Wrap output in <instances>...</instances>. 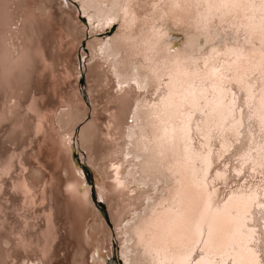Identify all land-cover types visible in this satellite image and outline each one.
Masks as SVG:
<instances>
[{
	"label": "bare ground",
	"instance_id": "6f19581e",
	"mask_svg": "<svg viewBox=\"0 0 264 264\" xmlns=\"http://www.w3.org/2000/svg\"><path fill=\"white\" fill-rule=\"evenodd\" d=\"M24 1L0 0V97L4 95L7 103L17 90L27 92L30 89L29 77L37 69V63L48 61L38 38L52 25L54 15L65 25L66 35H63L69 37L74 46L81 42L77 35L87 34L86 18L81 20L75 15L76 6L71 4L67 10H58L59 0H41L38 3L45 5L41 15L36 14L37 8L20 9ZM96 2L107 5L106 11L119 19L111 42L113 51L122 54L119 61L122 72L131 75L134 67L139 65L141 81L148 77L147 93L132 85L123 91H113V99L103 90L114 86L116 81L107 74L106 64H94L92 82L95 85L90 92L100 93V98L112 99L105 109L109 112L105 118L108 130L97 124L98 116L94 117L83 128L81 145L88 152L85 167L91 175V168L94 169L101 198L99 175L112 179L107 188L112 194L108 212L114 229L111 230L97 212L93 188L81 191L85 176H81L75 166L83 169L84 165L75 162L73 166L70 162L72 152L68 143L75 135L76 124L85 116V109L76 106L81 99L73 93L68 99L55 103L53 117L42 112L41 104L32 99L28 109L37 115L35 129L39 134H47V123L53 122L58 108L68 106L74 113L62 112L54 121L58 126L51 125L59 140L52 134L51 139L66 153L60 155H65L67 168L63 160L58 159L59 169L66 175L64 178L57 172L52 177L55 182L48 180L43 192L34 191L36 185L28 181L27 174L21 176L22 182L12 176L13 169L25 173L28 166L24 158L17 161L19 167L13 159L14 154L0 164L4 166L1 171L5 175L12 174V186L24 201L26 212L30 209H35V213L51 210L41 220L47 227L42 236L39 232L36 236L29 231L39 224L29 222V215L21 214L26 219V227L18 233L19 244L26 252L32 249L37 253L38 250L47 258V264L54 262L59 248V225L53 205L59 206L58 193L61 194L64 188L68 198L62 206L71 216L70 234L79 238L81 259H78L81 263L77 261L80 264H106L98 253L111 258L113 240L117 243L122 264H264V251L252 240L251 220L247 215L253 207L248 199L252 193L264 199V184L259 183L264 180L260 175L262 169L257 166L255 173L260 181L249 180L248 184L235 183L226 188L220 186L225 181L213 175L217 171V153L221 151L217 145L224 143L218 141L217 133L229 129L236 119L246 120L252 116L251 122L255 126L252 147L261 146L258 133L262 123L260 117L264 116V0ZM117 4L124 6L114 8ZM13 6L17 9L15 13L10 11ZM15 15H20L17 19H23V38L28 41L21 46L18 58L14 57V52L19 46L9 43V40L19 38L12 32L16 25ZM100 33L93 31L91 34ZM186 40L188 47L184 46ZM87 46L93 48L92 43ZM174 48L177 51H173ZM96 57L97 52L93 50L91 60L95 61ZM138 98H143L144 102L135 112L134 101ZM242 101L247 103L240 112ZM111 109L114 111L110 113ZM94 110L99 113L97 107ZM0 112L1 125L8 119V111ZM133 115L136 116L135 123L132 122ZM16 121L24 127L23 120L18 118ZM17 131L11 134L12 139ZM102 135H111L114 139L103 143ZM59 149L56 150L58 153ZM126 155L129 156L127 160L124 159ZM252 155L255 157L256 153ZM101 160L103 163L99 162ZM38 161L42 164L41 158ZM44 164L43 167L48 168ZM233 170L240 169L232 166L228 169L229 173ZM243 172H248L247 166ZM129 173L137 183L125 179ZM157 181L163 183L157 185ZM140 182L146 186H138ZM0 184V226L7 228L1 200L7 195L10 182L3 179ZM89 217L91 220H87ZM130 218H134L135 223L125 232L123 225ZM33 219L38 217L33 216ZM4 237L3 232L0 233V264H11L8 260H12L13 252L2 248ZM57 262L55 264H60L59 260Z\"/></svg>",
	"mask_w": 264,
	"mask_h": 264
},
{
	"label": "rangeland",
	"instance_id": "374dc122",
	"mask_svg": "<svg viewBox=\"0 0 264 264\" xmlns=\"http://www.w3.org/2000/svg\"><path fill=\"white\" fill-rule=\"evenodd\" d=\"M38 1H41V0H37V2ZM20 6H21L20 9H22L23 7L24 8L26 7L36 8L33 6L32 0H26L22 2ZM10 11L17 12L16 6H13L12 8H10ZM36 14H40V12L36 11ZM15 16H13V18H14V24L16 25L12 27V32L18 35L19 38L17 39L15 37L13 40H9V43L12 42V44L19 46V50L14 52V57L18 58L20 56V53L22 52L21 46H24L26 43H28V41L23 38V30H22L23 29V19L21 18L20 19L21 21H20L19 19H17L20 15H18L17 17ZM81 23L84 24L83 22ZM51 24L52 25L48 27V29L44 32V35L38 38V40H40L43 44L42 50H43V53L46 56H48V61L37 63V69L29 77V88L30 89H28L27 92L23 90H17L18 92L17 91L14 92L15 96L13 97V99L11 100L8 99L9 101L8 103L6 99L4 98V95L1 94L2 97H0V110L8 111L7 112L8 119L3 121L0 125V161L3 158L0 164L3 165L5 163L4 159L10 158L14 154L16 156L13 159L16 160V162L20 160L21 158H24L25 161H27V166H28V167H25L26 169L25 173L21 172L20 170L16 171L15 169H13L12 171L13 175L12 174L5 175L4 172L1 171L4 166L2 167V165H0L1 167L0 168V182L3 179H6L10 182V188H7V195H6L7 201L4 202L5 196L3 197V200H1V202L4 204V207H5V213H3L2 215L5 219V224L7 228H3L0 226V233L3 232L4 236H6L4 237L3 240L7 241L8 243L7 247H4L2 244V248L13 252L12 260L10 259L8 261L10 262V261L15 260L16 264H21L22 260H26L27 264H47V261H48L47 258L42 256L38 250H37V253H34L32 249H29V252H26L25 248L22 245L16 244V243L18 241L17 239H19V236H20V234L18 233L20 231H23L26 227V224H25L26 219H24V217L21 216V214L29 215L30 217L29 222L33 223L35 221L34 224H39L37 227H33L29 231H32L33 233H35L36 236L39 232L40 235L42 236V233L46 230L47 227L45 225L46 223L41 220H44L45 215L47 213H50L51 210L50 211L48 210V212L46 213L44 212L35 213V209H30L31 210L30 212L29 211L26 212L27 207H25L24 201L19 198L20 195L18 194V192H16V190L12 186L13 182L11 180V175L14 176L15 178H20V182H22L23 179L21 178V176H23V174H27L28 181L33 182L36 185V187L34 188V191H41V192L44 191L46 182L48 180L51 181V183H53L54 179L52 180V177L54 178L53 175H56L57 172L59 173L61 178H64L66 175H65V172L60 171L59 166H58L60 160L58 159L63 160V163H65L64 167L67 168L68 166L66 165V157H65L66 153L64 152V150L63 151L61 150V149H64L63 147L55 144L54 139L59 140V138L56 137L54 127L52 128L51 125H54V126L57 125V124H54V121L57 120V117L62 112L65 111V112L70 113L72 111L70 114L74 113L73 112L74 110H68V106H65V107L62 106L58 108L56 112V117L53 118L52 120L53 124L52 123L50 124V122L47 123V126H46L47 134H39L36 132V129H35V126L38 124L37 115L28 109V106L31 104L32 99H36L39 102V104H41V107L44 108V111L42 112L52 115L53 117L55 114L53 112L52 106L55 103L60 102L61 100L64 101L65 99H68L73 93H77L76 95L79 96V98L81 99V102L76 104V106L79 105L85 109V116L76 124L75 130L77 128H80L82 124H85L86 126L87 124H89L86 122H89V121L91 122L96 116L99 117V120H97V124L100 125L102 129H105V131L108 130L106 126L107 119L105 120V118L109 116V112H106L105 109L106 107L109 106L108 102L112 99L107 98V97L100 98L101 96L100 93L90 92L91 87L95 85L92 82L93 81L92 76L94 75V72H95L94 71L95 66H94L93 60H91V55L89 56L88 53L85 52L84 60L81 61L79 65H77L76 59H77V54L80 51L81 46H82L81 42L77 46H74L72 42L71 43L69 42L71 41V39L63 35V34L66 35V31H64L65 25H62L63 23L59 20V18H57L56 15H54V20L52 21ZM118 27L119 25L117 24L116 29H118ZM62 37H64L65 39ZM82 71L84 73L83 76L81 75ZM97 90H101V88H97ZM108 90L109 88L106 87L104 88L103 92L107 93ZM95 107H97L99 113H95V110H94ZM48 108L49 110L51 109L52 111L50 110L51 111L50 112L49 110H47ZM113 111L114 109H111L110 113ZM18 118H20V120H23L24 127H20V125L17 124L16 120ZM16 131H17V134L15 135V138L12 139L11 134H14ZM51 134L54 135V139L52 138L53 140L51 139L52 137ZM101 137H102L103 143H107V140L111 141L114 139V136H111V135H107V136L102 135ZM75 138L76 137L74 135V137H72V139L70 140V143H68L70 145L71 152H72L70 162L73 166H75L76 163L87 166L85 162L88 161L89 155H88V152L82 147L81 143L80 145H78L80 150L77 152L73 151L72 141H74ZM60 147L61 149H59ZM58 149H59V153L56 151ZM63 153L65 154L64 156L60 155ZM38 158H41L42 164L38 161ZM55 160L57 161L58 164L56 163ZM18 162H17V166L19 167ZM99 162L103 163L102 160ZM44 163L48 165V168L43 167V165H45ZM55 163L57 165H55ZM55 166H58V168ZM91 170L93 172L92 179H91L92 182L89 181V178L87 177L85 171L84 173H85V176L87 177L88 183L93 185V187L89 189L93 188V191L96 192L97 190L96 183H95L96 176H95L94 169L91 168ZM36 177L38 179H36ZM103 177L104 176L99 175L100 184L102 185V187L101 186L100 187L103 191L101 199L105 200V202L100 203L99 201H96L95 197H94L93 202H94L97 212L100 214L104 222L107 224V226L111 230H113L114 226H113L112 221L110 220L109 212H108V202L109 200H111L112 194L109 193L108 188H107L108 186L112 184L110 183L112 182V179L110 180L109 178H105V177L103 178ZM260 180L261 178H257V181H260ZM48 186L51 187L52 184H50L49 182ZM231 186H235V183L234 185H231ZM58 196L60 197L58 199V203L60 207L55 206L54 204L53 210L57 213L56 224L59 225V234L57 236L58 237L57 246L59 245L58 246L59 248L57 247L58 248L57 250L59 251V253L57 251V254L59 256L58 255H57L58 257L56 256V259L54 260V262L56 261L55 263H59L57 262V260H59L60 264H63V263L64 264H74V263L80 264L81 260L78 259V258L81 259L79 238L77 237V235L70 234L72 233V226H70L71 216L66 211V209H64L62 206L65 203V201H67L68 193L63 188V191H61V194L58 193ZM90 197L92 200V196ZM32 215L35 218L38 217V219H33ZM87 220H91V217L87 218ZM41 228H43V230ZM15 229L17 233L15 232ZM113 244H114V240L111 242V249L113 247ZM77 259L80 261V263L77 261ZM54 262L51 261L50 263L53 264Z\"/></svg>",
	"mask_w": 264,
	"mask_h": 264
},
{
	"label": "snow or ice",
	"instance_id": "6c2138e0",
	"mask_svg": "<svg viewBox=\"0 0 264 264\" xmlns=\"http://www.w3.org/2000/svg\"><path fill=\"white\" fill-rule=\"evenodd\" d=\"M74 0H59V9L58 10H67L68 5L73 4ZM33 6L37 8L41 15L44 14L43 9L45 8L44 4L38 3L37 0H32ZM75 6L78 8L77 13L75 14L79 18H86L84 23L86 25L85 31L86 35L81 37L77 35V40L81 41V49L77 54L76 64L79 65L81 61L84 60V53L87 52L88 55H91V52L95 50L97 52L96 60L93 63H103L107 65V74L114 78L116 81L114 86L109 87L108 95L112 97V92L119 90L123 91L124 88H130L132 85H135L142 93L148 92V77H144L141 81L139 75V65L134 67V70L131 75H125L119 67V61L122 59V54H118L113 51V44L111 42V30L113 25L118 24L119 19L116 15H113L110 12H107V5L97 4L96 0H75ZM123 4L114 5V8H121ZM51 11V8L48 9ZM105 29L110 31L105 35H92L91 33L95 31L100 33ZM190 39V38H189ZM88 43L93 44L92 49H88ZM184 46L188 47L187 40L184 42ZM177 51V49H173ZM83 76V71L81 72ZM143 98H138L134 101L135 112L139 111L140 104L143 103ZM246 101H242L240 112L244 111L246 106ZM262 123L260 125V131L258 135L261 137V146L259 148L252 147V141L254 137L252 132L254 131L255 126L252 124V116L249 115L247 119L238 118L235 123L230 126L229 129L217 133L218 141H223L224 143L219 144L221 151L217 153V171L213 173L214 177L217 179H222L225 181L224 184H221V187H227L228 185H234V183L248 184L249 180L256 181L257 176L256 168L259 166L262 169L260 173L261 176H264V116L260 117ZM136 116L133 115L132 122L135 123ZM86 123H90L86 122ZM85 124H82L80 128L75 130V140L72 141L73 151H79L78 145L81 143V137L83 136V128ZM71 132V127L69 128ZM227 133V135H226ZM131 145H129V148ZM255 152L256 156L253 157L252 153ZM230 153V154H229ZM227 156V159L224 157ZM124 159H129V156H125ZM223 161L221 164L220 161ZM232 166L234 169L239 168V171L233 170L229 173L228 169ZM248 167V172L244 173L243 169ZM76 171L81 175L85 176L84 170L77 165ZM223 172V175H222ZM242 178V179H241ZM126 180L129 183H137L135 180L131 179L130 173L126 175ZM163 183V181H157V185ZM264 184V180L259 182ZM138 186H146L143 182H140ZM259 187V184L256 185ZM90 187L93 185L88 183L87 177L85 176L84 186L81 189L82 192H87ZM249 191H251V185L249 186ZM95 199L100 203H104L105 200L101 199L99 190L95 192ZM249 200L252 202V209L247 213L248 217L251 220V227L249 231L252 235V240L256 245L261 246V250L264 251V199L257 198L255 193H252L249 197ZM7 201V196L4 197V202ZM135 223L134 218L123 225L122 230L127 231V229ZM23 235V233H21ZM20 241H17L19 244ZM30 243V241H29ZM127 244V238H126ZM3 246L7 247V241L3 242ZM12 264H16V261L13 260ZM21 264H27L26 260H22Z\"/></svg>",
	"mask_w": 264,
	"mask_h": 264
},
{
	"label": "water",
	"instance_id": "95a60500",
	"mask_svg": "<svg viewBox=\"0 0 264 264\" xmlns=\"http://www.w3.org/2000/svg\"><path fill=\"white\" fill-rule=\"evenodd\" d=\"M75 6V1L73 2V4ZM84 18H81V20H83ZM117 25V24H116ZM116 25H113V29L114 30H111V36L115 33L116 31ZM110 30L108 29L107 31H105L104 33H100V35H105L106 33H108ZM87 177L89 178V181L92 182V175L91 173L88 171L87 167H83ZM98 256H103L106 264H122L121 263V259L119 258V249L117 247V243L116 241L114 240V244H113V247H112V255H111V258L107 257L105 255V253H101L99 252L98 253Z\"/></svg>",
	"mask_w": 264,
	"mask_h": 264
}]
</instances>
